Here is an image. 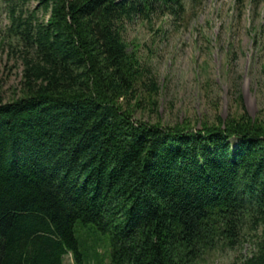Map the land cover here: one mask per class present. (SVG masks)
<instances>
[{"label":"trees","instance_id":"obj_1","mask_svg":"<svg viewBox=\"0 0 264 264\" xmlns=\"http://www.w3.org/2000/svg\"><path fill=\"white\" fill-rule=\"evenodd\" d=\"M200 2L9 7L23 70L22 95L0 100V264H88L78 224L109 236L108 264H196L258 230L240 264H264V121L244 108L200 128L164 125L131 104L156 109L159 88L127 25Z\"/></svg>","mask_w":264,"mask_h":264},{"label":"rangeland","instance_id":"obj_2","mask_svg":"<svg viewBox=\"0 0 264 264\" xmlns=\"http://www.w3.org/2000/svg\"><path fill=\"white\" fill-rule=\"evenodd\" d=\"M40 0H0V100L22 95L21 60L7 36L9 7L24 11ZM152 70L157 108L131 101L136 119L164 125L189 122L195 128L245 110L264 121V0H202L179 18H136L124 32ZM144 90V89H143ZM143 103V104H142ZM80 249L93 255L88 264H108L109 236L93 225L76 227ZM261 231L246 232L233 246L220 243L196 264H240L258 249ZM74 264L72 256L66 258Z\"/></svg>","mask_w":264,"mask_h":264}]
</instances>
